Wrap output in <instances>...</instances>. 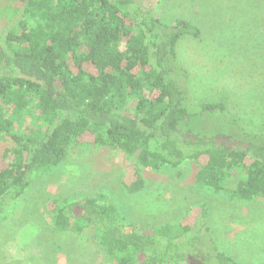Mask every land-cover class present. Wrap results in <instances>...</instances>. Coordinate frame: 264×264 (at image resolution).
Masks as SVG:
<instances>
[{
    "label": "trees",
    "instance_id": "obj_1",
    "mask_svg": "<svg viewBox=\"0 0 264 264\" xmlns=\"http://www.w3.org/2000/svg\"><path fill=\"white\" fill-rule=\"evenodd\" d=\"M138 1L17 0L15 24L0 42V216L79 143L131 159L133 176L122 182L129 195L144 189V170L181 177L191 164L199 189L240 202L264 198V142L188 128L193 115L169 62L179 38L199 29L165 24ZM224 110L201 103L194 114ZM27 115L39 122L15 131ZM47 216L58 231L93 234L107 264H241L203 246L200 215L139 229L97 194L57 197Z\"/></svg>",
    "mask_w": 264,
    "mask_h": 264
},
{
    "label": "rangeland",
    "instance_id": "obj_2",
    "mask_svg": "<svg viewBox=\"0 0 264 264\" xmlns=\"http://www.w3.org/2000/svg\"><path fill=\"white\" fill-rule=\"evenodd\" d=\"M17 4L0 0L1 43L15 24ZM138 5L165 24L186 20L200 31L198 37L179 38L169 62L193 115L190 131L250 134L264 142V0H139ZM218 102L224 112L195 116L201 103ZM37 122L27 115L14 130L26 132ZM131 166L130 158L107 147L79 143L67 149L56 169L36 178L0 216V264H107L93 234L58 231L47 216L57 197L97 194L139 229L200 215L207 229L203 246L213 245L241 264H264V198L240 202L199 189L191 164L181 177L169 170H144V189L129 195L122 182L132 178Z\"/></svg>",
    "mask_w": 264,
    "mask_h": 264
}]
</instances>
